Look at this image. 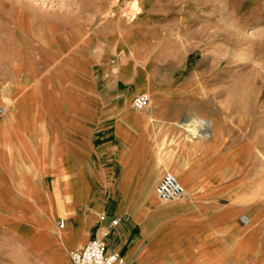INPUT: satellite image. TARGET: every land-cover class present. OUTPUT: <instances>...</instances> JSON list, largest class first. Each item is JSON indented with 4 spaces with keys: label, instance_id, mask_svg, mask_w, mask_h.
<instances>
[{
    "label": "crops",
    "instance_id": "1",
    "mask_svg": "<svg viewBox=\"0 0 264 264\" xmlns=\"http://www.w3.org/2000/svg\"><path fill=\"white\" fill-rule=\"evenodd\" d=\"M106 77L109 97L94 82L86 93L61 94L42 81L29 90L0 85L2 211L29 219L35 235L61 219L67 250L103 239L123 264H264V191L245 174L253 138L211 116H197L204 127L190 134L189 114L172 109L177 101L153 96L168 91L152 75L129 67ZM143 93L151 105L136 112L131 103ZM166 171L186 197L161 204L153 190ZM113 219L119 225L103 238Z\"/></svg>",
    "mask_w": 264,
    "mask_h": 264
},
{
    "label": "rangeland",
    "instance_id": "2",
    "mask_svg": "<svg viewBox=\"0 0 264 264\" xmlns=\"http://www.w3.org/2000/svg\"><path fill=\"white\" fill-rule=\"evenodd\" d=\"M129 67L166 87L153 96L175 99V114L228 119L252 137L245 174L264 191V0H0L3 87L86 93L94 82L109 97L106 74ZM25 220L0 208V264H71L63 220L37 235Z\"/></svg>",
    "mask_w": 264,
    "mask_h": 264
},
{
    "label": "built area",
    "instance_id": "3",
    "mask_svg": "<svg viewBox=\"0 0 264 264\" xmlns=\"http://www.w3.org/2000/svg\"><path fill=\"white\" fill-rule=\"evenodd\" d=\"M149 103L150 97L143 93L133 99L131 108L136 112H141L148 107ZM2 112L3 109H0V115ZM153 194L161 204L177 202L186 197V191L183 186L169 172H165L162 175L154 187ZM99 221L101 223L104 222L105 216L101 215ZM248 221L247 216H241L240 223L245 225ZM119 222V219L111 220L105 228L103 238L108 236L110 231L119 225ZM63 226V222L60 221L58 227L62 229ZM68 257L71 264H123V258L115 252H108L103 239L97 238L89 240L82 248L69 252Z\"/></svg>",
    "mask_w": 264,
    "mask_h": 264
},
{
    "label": "bare ground",
    "instance_id": "4",
    "mask_svg": "<svg viewBox=\"0 0 264 264\" xmlns=\"http://www.w3.org/2000/svg\"><path fill=\"white\" fill-rule=\"evenodd\" d=\"M216 8V7H215ZM217 10V9H216ZM218 12V11H217ZM222 26V25H221ZM118 30V29H117ZM78 33V31L76 32ZM32 39V38H31ZM249 40V39H248ZM251 41V40H250ZM253 43V42H252ZM251 43H249L250 45ZM132 50V49H131ZM131 55V54H130ZM145 89H148L149 92L152 91L153 87L150 83H146L145 86H144ZM190 119L187 120L186 122L188 123L186 126H187V130L190 134H195V135H198L200 134V129H202L204 127L203 123L200 122V119L193 115V116H190ZM182 128V127H181ZM170 173V172H169ZM172 174V173H171ZM173 175V174H172ZM174 176V175H173ZM176 177V176H174ZM177 179V178H176ZM178 180V179H177ZM180 183V182H179ZM50 210L51 211H54L53 209V206L51 205L50 207Z\"/></svg>",
    "mask_w": 264,
    "mask_h": 264
}]
</instances>
